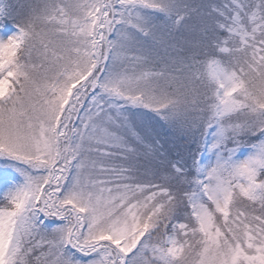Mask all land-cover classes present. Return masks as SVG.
Masks as SVG:
<instances>
[{
    "label": "snow or ice",
    "instance_id": "6c2138e0",
    "mask_svg": "<svg viewBox=\"0 0 264 264\" xmlns=\"http://www.w3.org/2000/svg\"><path fill=\"white\" fill-rule=\"evenodd\" d=\"M6 21L0 264H264V0H0Z\"/></svg>",
    "mask_w": 264,
    "mask_h": 264
},
{
    "label": "trees",
    "instance_id": "16d2710c",
    "mask_svg": "<svg viewBox=\"0 0 264 264\" xmlns=\"http://www.w3.org/2000/svg\"><path fill=\"white\" fill-rule=\"evenodd\" d=\"M26 0H6L5 3H22ZM3 25L14 28L11 22H5ZM158 119V118H157ZM154 136L163 145L162 151L169 153L170 158H175L176 152L181 150L184 141L180 138L179 133L169 128L163 121L153 122Z\"/></svg>",
    "mask_w": 264,
    "mask_h": 264
},
{
    "label": "rangeland",
    "instance_id": "374dc122",
    "mask_svg": "<svg viewBox=\"0 0 264 264\" xmlns=\"http://www.w3.org/2000/svg\"><path fill=\"white\" fill-rule=\"evenodd\" d=\"M6 0H4L5 2ZM15 31V28L5 26V25H0V36L6 37L7 35H11Z\"/></svg>",
    "mask_w": 264,
    "mask_h": 264
}]
</instances>
